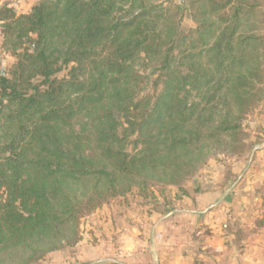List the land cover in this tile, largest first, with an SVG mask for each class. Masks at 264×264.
Listing matches in <instances>:
<instances>
[{"label": "trees", "instance_id": "16d2710c", "mask_svg": "<svg viewBox=\"0 0 264 264\" xmlns=\"http://www.w3.org/2000/svg\"><path fill=\"white\" fill-rule=\"evenodd\" d=\"M166 1L0 3V264H35L76 244L80 218L110 198L262 140L243 127L264 96L259 4Z\"/></svg>", "mask_w": 264, "mask_h": 264}, {"label": "rangeland", "instance_id": "374dc122", "mask_svg": "<svg viewBox=\"0 0 264 264\" xmlns=\"http://www.w3.org/2000/svg\"><path fill=\"white\" fill-rule=\"evenodd\" d=\"M35 1L37 0H0V3L9 4L17 12H25ZM173 1L178 4H185V0L183 3H180V0ZM156 2L165 3L167 1L156 0ZM254 2L259 4L261 10L257 18L259 22L264 23V0H254ZM193 24L188 13L184 12L182 26L188 28ZM10 62L11 57L0 47V69L7 68ZM67 72V67L57 72L53 76L52 86H58L63 79H66L68 77ZM143 92L154 93L155 91L149 84ZM189 100H197V97L191 95ZM243 127L249 133L248 140L264 139V96L245 118ZM134 140L135 137H131L125 145V149L130 154L137 148ZM251 148L234 155L230 154L229 151L211 155L194 176L180 184L148 183L143 187L134 185L125 195L110 198L80 218L79 241L76 244L69 246L63 243L59 249L48 252L35 264H134V261L128 262L122 256L128 253L123 252L122 249V241H124L127 229L130 230L133 227L135 228L134 232L140 231L143 225L149 222L150 216L155 215L153 212L172 211L176 208L182 210L190 207L183 204L181 198L178 199L177 196L173 198L172 192L174 190L187 191L186 195L190 191V197H192L193 191H196V195L199 196L208 193L211 189H215L217 194H220L223 192L224 184L221 182H225L227 179L230 180V185L233 186L236 194L249 193L242 209L253 208L255 204V208L259 212L258 216L243 221L234 213L235 209L231 206H222L221 203H217L212 208L200 207L204 209L206 214L213 210L218 212V215L203 216L208 221L205 222V218H202L198 230L200 233L191 236L194 241L196 240V243H191L193 248L187 250L190 253L188 264H257L254 257L258 253L264 254V247L253 249L252 245L256 242L261 227L264 228V226H258L256 223L258 218L264 217V180L254 181L253 166V169L244 172L238 170V161ZM239 173H242V176L238 177ZM243 180L246 182L243 183ZM247 181L249 184L245 185ZM239 184L241 185L237 187ZM193 198L196 199L194 195ZM225 224L236 226L234 229L240 228L239 234L243 233L246 236L244 241L242 243L236 241L238 235L235 232H226ZM166 228L170 229L169 226ZM218 242L223 244L222 251L215 250V245ZM130 248L127 250L130 251V254H138L139 250L134 245ZM245 257L248 259L246 260ZM137 263L139 262L137 261Z\"/></svg>", "mask_w": 264, "mask_h": 264}, {"label": "crops", "instance_id": "0c3cea01", "mask_svg": "<svg viewBox=\"0 0 264 264\" xmlns=\"http://www.w3.org/2000/svg\"><path fill=\"white\" fill-rule=\"evenodd\" d=\"M252 166L254 167V181L264 180V139L254 145L238 161V170H242L243 172L253 169ZM241 174L239 173L238 177L242 176ZM242 182L246 181L243 180ZM221 183L224 184L223 192H220V194H217L215 189H211L208 193L206 192L204 195L200 194L199 196L196 195V191H193L191 193L192 197H190V191L186 195L187 191L183 192L181 190L179 192L177 189L174 190L172 192L173 198L176 196L178 199L181 198L183 204L190 207L182 210L176 208L172 211L153 212L155 215L150 216L149 222H146L140 231L134 232L135 228L133 227L130 230L127 229L124 241H122L123 252H128L123 255L121 254L124 256V259L128 262L134 261V264H188L190 253L187 250L188 248H193L191 243H196V240L194 241V238L191 236L192 234L200 233L198 230L200 229L202 218H205V222L208 221L203 216L212 217L213 215H218V212L213 210L207 214L204 213V209L200 208L202 206L212 208L217 203H221L222 206H231L235 209L234 213L243 221L258 216L259 212L256 210L255 204L253 208L242 209L246 196H249V193L236 194L235 189L230 185L229 179ZM246 184H249V182L247 181ZM240 185H237V187ZM193 195L196 198L195 200ZM253 200H256V198H253ZM167 226H169V230L166 228ZM261 228L256 242L252 245L253 249L264 247V228ZM133 245L139 250L137 255H132L130 251H127ZM215 246V250H223L221 242H218ZM245 259L247 260L248 258L245 257ZM254 260L257 264H264V254L258 253L254 257Z\"/></svg>", "mask_w": 264, "mask_h": 264}, {"label": "water", "instance_id": "95a60500", "mask_svg": "<svg viewBox=\"0 0 264 264\" xmlns=\"http://www.w3.org/2000/svg\"><path fill=\"white\" fill-rule=\"evenodd\" d=\"M180 3H183V0H180Z\"/></svg>", "mask_w": 264, "mask_h": 264}]
</instances>
